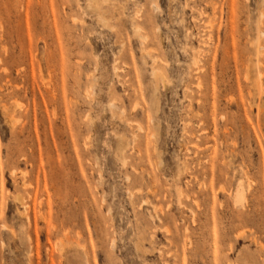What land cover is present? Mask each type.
<instances>
[{
  "label": "rangeland",
  "instance_id": "374dc122",
  "mask_svg": "<svg viewBox=\"0 0 264 264\" xmlns=\"http://www.w3.org/2000/svg\"><path fill=\"white\" fill-rule=\"evenodd\" d=\"M0 264H264V0H0Z\"/></svg>",
  "mask_w": 264,
  "mask_h": 264
},
{
  "label": "bare ground",
  "instance_id": "6f19581e",
  "mask_svg": "<svg viewBox=\"0 0 264 264\" xmlns=\"http://www.w3.org/2000/svg\"><path fill=\"white\" fill-rule=\"evenodd\" d=\"M155 74V73H154ZM161 75V74H160ZM162 81V80H161ZM144 202V201H143Z\"/></svg>",
  "mask_w": 264,
  "mask_h": 264
}]
</instances>
